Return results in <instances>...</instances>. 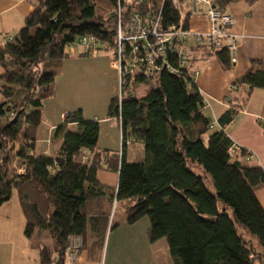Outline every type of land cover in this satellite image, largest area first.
Returning <instances> with one entry per match:
<instances>
[{"label":"trees","instance_id":"16d2710c","mask_svg":"<svg viewBox=\"0 0 264 264\" xmlns=\"http://www.w3.org/2000/svg\"><path fill=\"white\" fill-rule=\"evenodd\" d=\"M186 1L177 6L173 0H33L24 25L0 43V206L17 189L25 234L31 239L36 231L51 234L52 246L41 245L43 264H66L74 235L83 238L79 253L86 250L98 261L109 231L122 220L132 224L145 216L150 241L166 237L172 264H264V207L255 192L264 186V167L246 162L249 151L242 147L240 154L231 153L234 142L225 130L242 104L228 96L229 106L215 123L186 67L161 71L144 96L126 87L111 99L107 117L119 122L120 151L98 146L99 119L85 117L82 108L67 111L56 126L54 137L61 138L56 155L39 149L45 100L54 95L63 59L75 54L69 46L93 35L113 51L118 6L125 30L132 11L144 20L160 13L163 30L188 28L192 10ZM234 1L212 0L222 11ZM191 50V60L215 56L227 71L234 65L226 47L195 44ZM143 79L138 75L134 83ZM240 86L248 93L264 87V59L253 60L232 80L230 94ZM129 141L142 144V160H127ZM103 165L119 173L115 196L97 176Z\"/></svg>","mask_w":264,"mask_h":264},{"label":"crops","instance_id":"0c3cea01","mask_svg":"<svg viewBox=\"0 0 264 264\" xmlns=\"http://www.w3.org/2000/svg\"><path fill=\"white\" fill-rule=\"evenodd\" d=\"M189 2L190 0H187L185 4ZM33 8V0H0V43L15 35ZM207 8V5L200 4V12L191 13L189 20L191 31L206 32L210 29L209 19L205 13ZM226 11L231 13L234 19V23L228 29L237 35L236 62L227 71L215 56L197 58L193 65H197L201 72L196 81L202 93L212 100L208 109L213 111L216 119L229 106L228 96L230 98L235 96L242 104L238 116L225 127V130L235 144L249 151L248 156L242 157L246 162L264 167V87L254 88L248 93V88L240 86L234 93L232 92L233 94L229 92L232 80L242 76L252 65L253 60L264 59V0H236ZM190 40L194 45L192 37ZM83 50L71 51L75 54L63 59L62 70L55 80L54 95L45 100L39 149L53 156L61 145V138L54 137L55 128L63 122L67 108L76 106L77 100H86L80 92H86L92 103L89 113L86 112L85 106L80 104L85 116L99 119L98 146L111 151H120L122 147L119 122L116 118L107 117L110 101L119 91L117 73L108 57L99 54L84 55L80 53ZM3 71L0 64V73ZM94 77L106 79L107 84H112V89L104 93L103 99L96 97L97 95L92 97L83 86V79L90 81ZM1 98L0 92V100ZM71 126L75 129L76 123ZM131 143L139 144L137 155L130 149ZM125 154L129 161H133L131 158L141 159L144 157L142 144L130 141ZM97 176L103 186L115 196L118 171L103 165L99 168ZM255 192L264 207V186L258 187ZM26 223L27 217L19 192L14 189L11 197L0 206V264H43L42 243H35L33 238L25 234ZM149 226L148 216L132 224L122 220L108 232L100 260L89 259L87 251L84 250L75 264H172V258L160 261L157 243L162 240L164 244L165 237L151 242L147 232Z\"/></svg>","mask_w":264,"mask_h":264},{"label":"built area","instance_id":"2783aa9c","mask_svg":"<svg viewBox=\"0 0 264 264\" xmlns=\"http://www.w3.org/2000/svg\"><path fill=\"white\" fill-rule=\"evenodd\" d=\"M179 6V0H173ZM125 2L119 0V3ZM131 2V1H130ZM129 3V2H128ZM200 4H206L208 9L206 15L209 19L210 29L206 32H193L182 26L172 27L167 30L160 28V13L150 19H143L138 12H132L127 29L122 28L121 10L118 6V37L114 48L113 60L111 62L117 71L122 88L125 86L134 90V80L138 75L156 77L161 71H180V67H186V71L196 78L200 74V68L191 63V43L193 38L195 44H207L212 48L226 47L230 51L233 63L237 59V35L228 29L234 23L231 13L222 11L214 6L212 0H190V8L200 12ZM87 50H99L108 46L106 41H100L97 37L82 36L77 42ZM143 79V80H144ZM206 97V96H205ZM205 110L210 108V102L205 98ZM215 121L217 119L215 118ZM241 146L233 144L231 153L240 152ZM83 238L74 235L70 238L67 251V260L70 264L76 262Z\"/></svg>","mask_w":264,"mask_h":264},{"label":"rangeland","instance_id":"374dc122","mask_svg":"<svg viewBox=\"0 0 264 264\" xmlns=\"http://www.w3.org/2000/svg\"><path fill=\"white\" fill-rule=\"evenodd\" d=\"M124 1H125V3H127V2H130V1L132 2L133 0H124ZM179 2H180V0H179ZM205 6H206V4H205ZM207 9H206V11H207ZM110 10H112V8L109 6V8H108V10L106 11L105 14H108L110 12ZM103 11H104V9H103ZM191 12L193 13V11H191ZM117 37H118V34H117ZM6 40L7 39H5L3 41V43ZM83 49H85V47L83 45L78 44V43H74L71 46H69V50L70 51L83 50ZM91 51L93 52V55L94 54H99V55H103L105 57H108V59L111 60V62L113 60L112 59L113 58V52L111 50L99 49L97 51H95V50H91ZM190 56H192V51H191V55ZM190 61H191L192 64H194V60H190ZM46 64H47L48 70H52L53 66L51 64H49V63H46ZM111 66H112V64H111ZM115 72L117 73L116 70H115ZM200 72H201V69H200ZM117 77H118V74H117ZM196 78H198V76H196ZM86 84H88V86ZM135 84H137V85L134 86L136 95L137 96H144L145 94H147L150 90H152L155 87V78L153 76H147L146 79H144L143 81H139L138 83H135ZM83 86L86 88V90L89 91V93L92 94V97L97 95L96 97H101V99H103V97L105 96L104 93L106 94L109 89H112V84L111 83L107 84L106 79H103V78L99 79V78H95V77L91 78L90 81H89V79H83ZM124 88H125V86L122 88V85L120 84V80H119V91H118L117 96L120 97V95L123 93L122 91H123ZM80 94L84 95L86 100H77L76 99L77 100L76 106L67 108L66 112L70 111V110L77 109V108H82L80 104H83L85 106V110H86L87 113H89L91 111V108H92V103H90L91 99H89V97L86 95V92H80ZM206 99L210 102V104L212 103V100L210 99L209 96H206ZM206 111L209 113V115L212 116L214 122L216 123L215 115L212 113L213 111H211L209 109H207ZM216 127H218V126L216 125L214 128H216ZM129 143H130V141L127 143V145H129ZM130 149L133 150L134 154L137 155L138 151H139V144L136 145V144L131 143L130 144ZM135 158H137V157L135 156ZM142 159H143V157H141V159H136V160L131 158V160H133V161H140ZM22 171L23 170H21V172ZM119 213L120 214L122 213V210H121L120 206L116 207V216L117 217H119ZM238 228H239V231H244V229L242 227L238 226ZM245 235L247 237H251L253 239V243H254L255 247L258 250L262 249V247H261V245H260V243H259V241L257 240L256 237H254L251 234H247V233H245ZM33 241L35 243L41 242V243L50 244L52 246L51 243L53 242V238H52L51 234L48 231H46V230L45 231H40V232L36 231L35 234H34V237H33ZM161 241L162 240H160L157 243V255H158L160 261L164 262V261H166V259H170L171 260V256H170L169 251H168V242H167L166 237L164 238V242H163L164 244H162ZM80 250H81V248H80ZM79 255H80V253L78 254V258H79ZM78 258H77V260H78ZM77 260H76V262H77ZM75 263H73V264H75ZM68 264H70V263L68 262Z\"/></svg>","mask_w":264,"mask_h":264},{"label":"clouds","instance_id":"9594fccd","mask_svg":"<svg viewBox=\"0 0 264 264\" xmlns=\"http://www.w3.org/2000/svg\"><path fill=\"white\" fill-rule=\"evenodd\" d=\"M68 251V250H67ZM66 262L68 263V260H67V254H66Z\"/></svg>","mask_w":264,"mask_h":264}]
</instances>
